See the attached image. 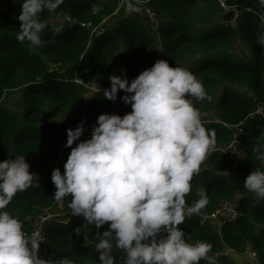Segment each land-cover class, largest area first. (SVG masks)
<instances>
[{"label": "trees", "instance_id": "1", "mask_svg": "<svg viewBox=\"0 0 264 264\" xmlns=\"http://www.w3.org/2000/svg\"><path fill=\"white\" fill-rule=\"evenodd\" d=\"M144 1L161 19L156 27L120 14L118 23L106 28L104 20L118 13L117 0H0V233L3 227L29 236L33 224L23 217L63 199L76 205L68 220L54 218L45 225V244L28 238L7 242L14 249L6 255L0 250V264H96L103 259L100 244L110 264H238L215 256L227 248L240 254L252 250L264 264V116L255 113L264 105L262 0L227 1L245 8L237 29L224 19L214 24L224 14L219 0ZM200 3L208 4L207 27L179 16L184 6ZM65 14L77 22L57 29L49 24ZM81 23L105 30L96 35ZM242 43L249 56L237 52ZM192 60L186 72L202 79L199 94L175 84L179 64ZM119 61L133 80L147 82L151 95L194 113L215 105L221 120L186 114L181 123L160 122L156 111L131 100L136 90L121 82L108 87ZM90 85L100 87L87 103ZM11 99L20 112L10 107ZM115 111L137 115L150 128L122 123L113 133L117 142H96L87 151L85 137L104 136ZM57 113L71 116L69 125L50 118ZM244 120L241 158L235 162L226 147L220 149L231 139L221 121ZM140 133L150 135L138 142ZM206 142L219 149L210 152L212 169L197 171ZM175 147L189 173L181 172L176 182L170 166L172 175L163 181L151 151L173 155ZM61 153L86 180L64 172ZM17 157L29 159L32 168L20 177L4 175L5 164ZM96 178L105 182L101 191L88 182ZM224 200L234 202L240 216L220 215L217 231L211 215ZM11 216L18 217L17 227L9 223ZM85 223L87 245L78 233Z\"/></svg>", "mask_w": 264, "mask_h": 264}, {"label": "rangeland", "instance_id": "2", "mask_svg": "<svg viewBox=\"0 0 264 264\" xmlns=\"http://www.w3.org/2000/svg\"><path fill=\"white\" fill-rule=\"evenodd\" d=\"M117 5H118V13L116 15L107 17L105 19V23L104 26H106V28H108L109 26H115L118 21H119V17L120 14L123 15H127V16H132L135 17L143 22H148L147 19V15H146V10L149 8V6L147 5V2L144 0H117ZM259 7H258V11L260 13H262L264 15V0L258 2ZM208 4L206 3H200L194 6H184L182 8L181 11H179V16H181L182 18H184L186 21L192 22L195 25L198 26H209L211 23L207 20L208 18V14H209V10H208ZM69 16L68 14H65L63 19H59V20H55V19H51L49 20V24L52 25L53 28L57 29L62 27L63 25H65L67 19L66 17ZM224 19V14H221V16H217L215 18V22L214 24H218L221 23ZM161 21V19L158 17L157 20V24L155 26L158 25V22ZM242 48L241 50L237 51L238 53L240 52L241 56L244 57V55H250V48H247V45L242 43ZM247 51V52H245ZM245 53V54H244ZM192 61H182L179 64V71L174 73V78H175V84H176V88H180V89H191L192 91L196 92L197 94H199L201 92V86H202V79L201 78H196L195 76H193L192 74H188L186 72V68H190ZM129 77L126 79V81L121 82L124 86L134 89L136 91H145L147 93L150 94V91L147 88V82L144 79H141L140 81H135L132 79L131 74L128 72ZM91 89L88 90V92L86 93V101L87 103H90L93 100L94 97V86L90 85L89 86ZM240 89L242 92H246L247 88L246 87H240L238 88ZM218 96L220 95L221 91L220 90H216ZM18 98V96H14L13 99ZM13 99L9 100L8 104L10 103V107L14 110V111H18V107L16 106V102H13ZM7 104V105H8ZM178 106V105H177ZM184 110V109H183ZM181 110V114L184 117L186 114L188 117L190 118H194V117H206L208 120H216L219 121L221 120V109L218 108L217 106L213 105L210 106L207 109H202L199 112H192L190 110L185 109L184 111ZM51 119H58L60 121H63L65 124L69 125L70 120L72 119L71 116H69L68 114L65 113H57V114H52L50 115ZM180 119H176L174 121H172L173 123H179ZM131 123H133L134 125L138 126L140 129H149L150 126H148V124L140 121L139 117L137 115L133 116L131 119ZM116 129L115 128H109L106 129L104 132V136H99L98 138L93 139V143H110V142H117L116 140V136L114 133ZM228 144V143H227ZM223 145L222 147H220V149L226 147V145ZM218 148L217 145L211 143V142H206L203 143L201 146V151H202V161L200 162V164L194 168L197 171H207L212 169V163L210 161L209 155L211 150ZM171 153H173V155H168V152H164L161 150H157V151H151L152 154V162L154 164L159 165L162 169H163V174H162V179L163 181H167L169 176L172 175V173L169 172V167H173V175H175L176 178V182L178 181V179H180V174L181 172H186L189 173V170L185 168V166L182 163V157L181 154L178 150V148H173L171 149ZM168 159H170L171 164L168 163ZM29 160V159H28ZM30 164L31 161L29 160ZM31 167V166H30ZM153 167V165H151V168ZM32 168V167H31ZM30 168V169H31ZM4 171V175H10L14 178L18 177L17 173L12 170V169H8V170H3ZM177 174V175H176ZM77 178H81V179H85L81 174L78 173V175L76 176ZM38 179V177H37ZM35 179L34 182L37 183L40 179ZM173 179V177H172ZM86 180V179H85ZM120 203V200H119ZM75 204L72 203L69 199H63L61 204L59 206H52L48 209H46L44 212H37L34 215H28L23 217V221H28L31 223V225L33 223H35L34 221L37 219V217L43 213L46 214H51V216L49 217L48 222H50L52 219L55 218V214H58L60 217L57 216V218H61V219H66L68 220V218L66 216H62L63 214L67 215V213H69L70 211H72L75 208ZM9 223L11 225H14L15 227H17L20 223L18 217L15 216H11L9 218ZM222 219L218 218L216 220L212 221V224L214 225L215 229L217 231H220V227L222 224ZM47 222V223H48ZM90 232L89 229V224L85 223L82 227L78 228V233L81 239V243L82 244H91L90 238H88V234ZM28 238V235H23V233L21 232H9L7 230H5L3 227H1V233H0V239L3 240V244L10 242V243H16L17 241H19L20 239H25ZM9 244V243H7ZM13 245V244H10ZM101 245V249L103 251V259L102 261L105 262V264H110L109 262H107V258H108V251L107 249L103 246V244ZM1 247V246H0ZM18 253L14 252V256H16ZM218 256V255H215ZM220 256H224V258H228L231 261L237 262L238 264H260L259 258L258 256H255V254H253L252 250L250 251H246L245 253H237L235 251H230L228 252L226 255H220ZM87 264H92V263H87Z\"/></svg>", "mask_w": 264, "mask_h": 264}, {"label": "built area", "instance_id": "3", "mask_svg": "<svg viewBox=\"0 0 264 264\" xmlns=\"http://www.w3.org/2000/svg\"><path fill=\"white\" fill-rule=\"evenodd\" d=\"M227 1L228 0H219L220 5L224 10V14L226 15L224 18V23L229 28L237 29L239 27L240 19H241V16L245 8H243L238 3H229ZM146 15L148 17L149 25L151 27H156L155 25L157 24V20H158L157 13L149 7L146 10ZM66 19L69 24H73L77 22V20L71 17L70 15L67 16ZM81 25L83 27L88 28L89 30L92 31V33L96 35H99L103 30H105L103 27L92 28L90 23H81ZM128 72L129 71L126 67V64L123 61H119L114 67V70L108 82V87L110 89H115L119 82L126 81V79L129 77ZM75 82L79 84H83V82L79 78H76ZM93 86H94L93 89L95 92L99 90L100 86H96V85H93ZM131 100L137 105L138 108L145 106L149 109H153L154 111H156L158 113L160 122H163V123L172 122L176 119H180L179 123H181L186 117V115L184 117L182 116L181 108L168 98L156 97L145 91H136L135 95L131 97ZM255 113L261 116H264V105L259 104ZM132 117L133 116L120 115L116 111L112 112L108 116V120H109L108 128L110 127L116 128L122 123H126L128 121L131 122ZM206 122H209V121L207 120ZM221 122L231 132L230 134L231 139L229 143L227 144L225 150L228 151L231 158L235 162H238L241 158L240 143L242 142V135H244V132H245L246 120L239 122V123H228L224 121H221ZM149 135L150 133H141L139 137L137 138V141L143 142L146 139H148ZM95 138L96 136H86L85 137L87 151L89 152L92 151L93 145L90 144V142ZM59 162L64 172L67 175L72 176V177H75L77 175L75 170L70 165V161L65 154L63 153L60 154ZM5 165H7L6 167L13 169L19 177L25 175V173L31 168L30 167L31 164L29 160L21 158V157L11 159ZM88 182L95 190L101 191L105 188V182L101 178L90 179L88 180ZM236 206L237 205L234 202L230 200H224L220 203L219 208L211 215V218L216 220L220 218V215H224L227 218L236 219L237 217L240 216V211ZM50 216L51 214L43 213L37 217V219L34 221L35 223H33V228L31 232L29 233L28 239L32 241L34 240L40 244H45V241H46L45 225L47 224ZM54 216L55 218H57V216L60 217L58 214H55ZM62 216H66V215L63 214ZM13 249L14 247L7 243L3 244L0 247L2 254H5V255L9 254ZM230 251H234V250L231 248H227L221 252H218L216 255L218 256L226 255ZM96 264H105V262L101 260L97 262Z\"/></svg>", "mask_w": 264, "mask_h": 264}, {"label": "clouds", "instance_id": "4", "mask_svg": "<svg viewBox=\"0 0 264 264\" xmlns=\"http://www.w3.org/2000/svg\"><path fill=\"white\" fill-rule=\"evenodd\" d=\"M119 84V83H118ZM118 84H117V86H118ZM95 92V91H94ZM177 105V104H176ZM207 120H205V122H206ZM210 122V121H209ZM209 122H207V123H209ZM141 134V133H140ZM139 137V136H138ZM93 141V140H92ZM92 141H91V143H92ZM85 144H86V141H85ZM93 145V148H94V144H92ZM85 148H86V145H85ZM87 150V149H86ZM93 150V149H92ZM10 169V168H9ZM13 170V169H12ZM77 176V175H76ZM75 176V177H76ZM19 177V176H18ZM77 178V177H76ZM88 180V179H87ZM98 191V190H97ZM68 214V213H67Z\"/></svg>", "mask_w": 264, "mask_h": 264}]
</instances>
